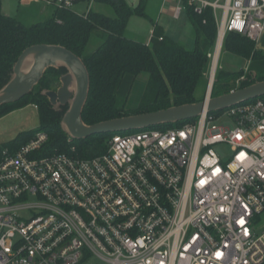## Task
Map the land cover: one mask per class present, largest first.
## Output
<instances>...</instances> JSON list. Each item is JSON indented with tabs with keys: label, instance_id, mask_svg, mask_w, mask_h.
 I'll return each mask as SVG.
<instances>
[{
	"label": "built area",
	"instance_id": "obj_1",
	"mask_svg": "<svg viewBox=\"0 0 264 264\" xmlns=\"http://www.w3.org/2000/svg\"><path fill=\"white\" fill-rule=\"evenodd\" d=\"M29 1L73 11L88 0ZM168 1L176 20L214 18L208 100L225 37L260 46L264 0ZM47 141L0 148V264H264V96L113 135L94 158L43 156Z\"/></svg>",
	"mask_w": 264,
	"mask_h": 264
},
{
	"label": "trees",
	"instance_id": "obj_2",
	"mask_svg": "<svg viewBox=\"0 0 264 264\" xmlns=\"http://www.w3.org/2000/svg\"><path fill=\"white\" fill-rule=\"evenodd\" d=\"M97 1L109 4L116 17L111 18L94 11L85 15L52 8L45 21L28 25L17 17L4 15L0 2V91L11 81L14 64L20 54L32 45L47 44L68 49L84 63L90 85L81 118L88 126L110 119L152 113L197 102L195 89L204 77L209 63L207 53L215 47L217 36L212 14L209 11L202 15L187 12L195 29V47L189 50L165 37L157 25L153 29L151 45L126 37L125 28L129 19L135 15L146 16L143 2L133 8L126 0ZM93 33H97L102 41L88 54L86 46ZM159 37H162V40H159ZM223 44V48L234 55L245 59L251 57L255 63L254 67L257 68L256 63L261 60V51L256 50V44L248 38L230 33L225 37ZM67 72L64 66L48 69L41 82L28 96L17 103L0 107V118L21 108L18 105L22 101L32 98L29 105L37 106L40 129L47 134L48 141L43 146V156L67 153L82 158H94L106 151L111 136L137 132L96 134L80 141L70 139L61 125L69 105L54 107L43 94L45 91L58 89L61 85L60 78ZM143 72L147 74L148 81L140 105L135 110L127 111L118 101L127 97L137 76ZM47 73L52 75L46 78ZM215 78L211 97L232 92L233 81L238 75L218 73ZM262 80L264 74L257 80L242 81L238 89ZM34 135V132L21 133L8 145L18 148Z\"/></svg>",
	"mask_w": 264,
	"mask_h": 264
},
{
	"label": "water",
	"instance_id": "obj_3",
	"mask_svg": "<svg viewBox=\"0 0 264 264\" xmlns=\"http://www.w3.org/2000/svg\"><path fill=\"white\" fill-rule=\"evenodd\" d=\"M14 65L11 81L0 91V107L17 103L28 96L41 82L48 69L62 66L67 68L68 72L60 78V87L45 91L43 94L54 107L69 105L61 125L70 139L76 141L96 134L139 131L157 125H171V123L197 118L204 109L208 112L222 111L264 96V80L256 81L245 88L210 97L208 100L204 98L191 104L110 119L88 126L82 122L81 116L89 94L90 78L84 63L78 56L64 47L47 44L32 45L19 55ZM71 87H74V92L71 91Z\"/></svg>",
	"mask_w": 264,
	"mask_h": 264
},
{
	"label": "rangeland",
	"instance_id": "obj_4",
	"mask_svg": "<svg viewBox=\"0 0 264 264\" xmlns=\"http://www.w3.org/2000/svg\"><path fill=\"white\" fill-rule=\"evenodd\" d=\"M163 0H126L130 7L137 8L138 5L143 2V10L146 16H132L125 28V35L129 39L134 41H147L151 39V33L154 26H160L164 32L170 36L173 40L177 41L180 45L185 46L187 49H193L195 47V29L193 28L189 15L185 12L182 13L179 20L171 17L165 10H161ZM2 6V13L6 16L17 17L25 24L31 25L45 21L51 14L52 8L45 7L43 4H33L30 10L20 6L19 0H0ZM73 11L79 14H87L89 11H94L115 18V12L109 4L99 3L97 0H88L82 4H77ZM101 38L97 33H93L87 43L86 53H92L101 43ZM263 45L257 47L256 50L261 51V60L257 61V68L254 67L255 63L251 57L242 58L233 53H230L227 49L223 48L219 56L218 67L216 70V76L218 73L223 74H236L238 78L233 81L234 89L240 87L242 81L252 79L257 80L260 75L264 74V37L262 39ZM211 51V50H210ZM209 63L204 72V77L201 78L195 89L196 101H201L206 94V86L209 78ZM52 74L47 73L46 78ZM216 79V78H215ZM148 81L146 73H140L134 81L132 87L128 91L127 97L119 102L127 111H132L138 108L141 99L144 95V90ZM71 91L74 92V87H71ZM32 98H27L22 101L17 110L0 118V148L13 142L19 134L24 132H45L40 129L38 110L34 108L31 103ZM222 122H226L230 125V121L223 119ZM220 155L228 157L230 151L226 146H218L216 149ZM22 216H26L25 212L21 213Z\"/></svg>",
	"mask_w": 264,
	"mask_h": 264
},
{
	"label": "crops",
	"instance_id": "obj_5",
	"mask_svg": "<svg viewBox=\"0 0 264 264\" xmlns=\"http://www.w3.org/2000/svg\"><path fill=\"white\" fill-rule=\"evenodd\" d=\"M19 3H20V6H22V7H24V8H26V9H28V10H30V8L33 6V4H38V3H35V2H31V1H29V0H23V1H21V0H19ZM172 7H173V3L172 2H165V0H163L162 1V6H161V10H165L166 12H167V14H170V11H171V9H172ZM2 11V10H1ZM187 14V13H186ZM171 15V14H170ZM162 31H163V35L165 36V37H168V38H170V36H168L165 32H164V30L160 27V26H158ZM172 39V38H171ZM263 39V38H262ZM262 39H261V42H262ZM173 40V39H172ZM173 41H175V40H173ZM140 42H143V43H146V42H144V41H140ZM148 42V41H147ZM176 43H178L177 41H175ZM260 42V43H261ZM179 44V43H178ZM180 45V44H179ZM261 45H263V43H261L260 44V46ZM183 46V45H182ZM260 46H258V47H260ZM184 48H186L185 46H183ZM264 47V46H263ZM190 50V49H189ZM192 50V49H191ZM204 98V97H203Z\"/></svg>",
	"mask_w": 264,
	"mask_h": 264
},
{
	"label": "bare ground",
	"instance_id": "obj_6",
	"mask_svg": "<svg viewBox=\"0 0 264 264\" xmlns=\"http://www.w3.org/2000/svg\"><path fill=\"white\" fill-rule=\"evenodd\" d=\"M220 44V42H219ZM219 47L217 49V52H216V58L218 57V54H219ZM217 64H218V60L216 59L215 63H214V66H213V69L211 71V78H210V84H212L213 81H215V74H216V70H217Z\"/></svg>",
	"mask_w": 264,
	"mask_h": 264
}]
</instances>
